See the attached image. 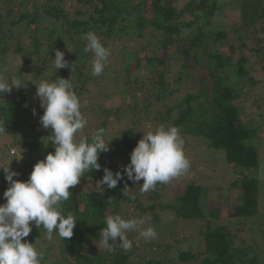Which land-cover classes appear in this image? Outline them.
<instances>
[{"label":"trees","instance_id":"trees-1","mask_svg":"<svg viewBox=\"0 0 264 264\" xmlns=\"http://www.w3.org/2000/svg\"><path fill=\"white\" fill-rule=\"evenodd\" d=\"M184 1L185 4L181 3L182 0H69L67 2L65 0H32L30 9L21 10L20 6L14 9V0H0V7L4 9L3 11L0 8V65L9 69L7 73L9 78L15 73L26 82L25 87L13 88L11 92L5 93L3 98L0 97V119L5 121V129L0 132V135L12 137L10 147L18 146L20 140L14 139V136L21 133L27 124L28 128L24 129L26 131H23L21 136V142L25 145L26 135L34 133L37 130L36 127L41 126L39 117L43 114L40 100L35 95V84L42 80L52 82L58 76L70 79L80 99L83 115L88 121L83 132H93L101 127L106 129L110 115L121 119L120 109L100 113L96 107H93L95 104L92 96L106 97L103 92L105 91L103 82L104 79H108L105 72L114 54L111 46L116 45L117 42L123 44L132 38L137 39L142 46H151L152 43L143 40L145 39L144 31H148V34H159L158 45L165 50L170 45H175L174 43L186 41L188 44L176 47L174 54L167 56L168 58L163 55L161 57L153 55L152 58L145 56L137 62L139 57L136 50L125 52L121 50V52L127 62L133 60L136 62L134 71L142 68V62L148 65L147 70L150 71L151 68L155 70L156 65L167 69L172 60L181 61L183 75L182 78L177 77L175 81L182 87L186 85L189 78V74L184 69L185 55H191V62L207 72L211 80L209 87L203 81L196 92L186 90V87L184 89L176 87L170 83L171 79H168L173 76L170 70H163L161 74H156L155 70L147 81L137 75L131 82L127 79L130 70L126 64L124 67V78L127 79L125 80L126 89L120 93L125 96L130 95L136 100L139 92L142 94L140 100L143 104L140 106L148 107V97L151 91L155 92L156 101L159 107L161 105L165 109V114L161 117L160 113H155L154 117L160 116V122L166 127H169L166 124L178 127L180 134L185 138L202 137L207 140L210 148L223 151L227 163L240 169L239 177L234 182V186H239L242 190L240 202L234 207L230 218L254 217L258 214L259 206V156L252 140L257 131L251 125L242 122L241 112L235 106V102L243 95L242 80L249 75L246 65L249 63L247 53L250 54L251 50H247L244 42L248 40L255 42L257 48L254 53L258 56L264 54V42L260 39V35L264 32V0H237L234 8L239 13V22L231 28V32L235 34V40L239 45L234 48L235 45L232 44L229 47L230 53L225 57L214 44L228 39L227 32L225 30L210 31L206 35V29L211 26V18L220 8L218 0ZM186 15L190 16L192 21L184 23L183 18ZM193 26L198 27L196 31L193 30ZM90 31L94 32L102 45L110 50L104 70L99 76L91 74L93 54L83 52L87 42L86 35ZM55 49L64 53V59L69 65L74 64L72 72L66 68L55 69ZM8 58L13 61L7 62ZM14 60H19L20 63L14 65ZM261 60L264 62L263 56ZM262 69L264 70V67ZM182 90H185V93L182 97H178ZM140 106L135 107L141 108ZM142 111V117L147 120L150 115L149 110ZM139 123V121L135 122L134 125ZM156 127H152V131H155ZM48 130L51 132L50 129ZM45 135H38L40 139L34 144H29L30 151L34 150L38 151V154L47 155L54 150L53 146L46 148L45 139H42ZM48 135L50 134L47 132L46 137ZM117 135L111 147L113 158L119 157L122 152L129 153L142 138L130 128L120 131ZM48 143L52 142L49 140ZM5 153L8 154V149L0 148V167L7 166L9 163L8 160V162L4 161ZM102 158L103 153L99 156L98 163ZM11 161L15 163V160ZM28 166L30 165H25L26 172H18L20 175L13 179L26 181L31 172L27 171ZM105 167L112 170L109 166L101 165L100 171L93 170L86 173L84 179L96 183L102 178ZM112 171L115 174L116 170ZM142 182L141 180L138 184ZM7 187L4 173L0 170V204L5 203L3 193ZM101 187L100 191H91L80 196L74 188L70 189L72 195L62 207L65 214L72 213L78 219L73 236L61 239L55 232L53 233V237L59 244L62 264H132L131 254L134 251H142L134 246L130 252L118 246L113 251H105L97 247L100 231L106 227L104 225L106 212L111 215L116 212L115 215H120L122 203L136 201L129 199L130 194H125L122 190V181L118 182L115 188H107L106 185ZM157 190L156 187L153 192L157 194ZM201 197V187L192 184L174 204L163 208L174 210L176 217L180 220H205L206 213ZM112 206L117 207L113 214ZM153 208L154 206H151L149 210ZM213 213L214 219L220 215L217 211ZM205 223V230L200 233L204 251L194 253L188 250L178 253V261L189 264H260L261 261L264 262V230H258V244L233 249V236L226 226L218 227L213 221ZM33 225L30 226L33 227ZM43 233L45 234L43 228L35 227L25 238L37 239ZM153 250L148 252L152 253L151 260L141 264H163L160 259L164 255L158 259V256L154 255L157 253Z\"/></svg>","mask_w":264,"mask_h":264},{"label":"rangeland","instance_id":"rangeland-1","mask_svg":"<svg viewBox=\"0 0 264 264\" xmlns=\"http://www.w3.org/2000/svg\"><path fill=\"white\" fill-rule=\"evenodd\" d=\"M65 1L67 2L69 0ZM14 2V9L20 6L21 10H28L32 0H14ZM181 3L185 4V1L182 0ZM236 3L237 0H218L220 8L211 18V26L206 29V35H208L210 31L225 30L227 32L228 39L214 44L217 45V49L221 51L224 57L230 53L229 47H231L232 44L235 45L234 48H237L239 45L235 40V34L231 32V28L236 26L239 22V13L234 8ZM0 8L2 9V7ZM2 10L4 11V9ZM190 21H192L190 16H184V23ZM193 27L194 31L198 28L197 26ZM148 33V31H144L143 37L145 39L143 40L144 42L152 43L150 44L151 46H142L135 38L129 39L123 44L117 42L116 45L111 46L114 54L109 62L108 70L105 72L108 79H104L103 82L105 85V91L103 92L106 97L103 96L102 98H98L97 96H92L95 104L93 107H96L100 113L102 111L104 113L105 111L119 108L122 115L121 119L118 118V116L114 117L113 115L108 117L105 137L106 139L112 140L109 142L110 150L103 153V158L99 162L100 165L109 166L112 170L115 169L116 171L120 170L122 166L127 165L130 162L129 154L133 150L132 149L129 153L122 152L119 157L113 158L111 156V147L115 142L116 136H118L117 133L119 134L120 131H125L130 128L133 132L135 131L138 136H143V134L152 131V127L164 125L159 119L160 116H164L165 109L161 107V105L159 107V104L156 101V93L151 91V94L148 97L149 106L146 107V105L141 107L140 105H143L140 100L142 94L138 92L136 100H134L132 96H125L120 93V91L126 89L125 80L128 79L133 82L134 77L138 75L147 81V78H151V75H153L155 70L157 72L156 74H161L163 70H170L173 75L168 78L171 79L170 83L183 89L186 87V90L196 92L201 87V81L205 82L207 87L210 86L211 82L207 72L191 62V55H185L186 67H184V69L185 72L189 74V78L187 79L186 85L183 87L179 82L175 81L177 77L182 78L183 75V66L181 61L178 60H172L167 69L156 65L157 67L155 70L151 68L150 71L147 70L148 65L145 62H142V68L140 67V70L134 71L136 62L134 60L127 62L121 50L124 52L136 50L139 57L137 62H140L145 56L149 58H152L153 55H156V57H161L162 55L170 57L174 54L176 47H182V45L188 44L186 41H180L174 43L175 45H170L165 50L158 45L160 35L157 33ZM260 39L264 42V32L260 35ZM23 40L25 39L23 38ZM252 40L254 41V39ZM254 43L255 42L250 40L244 42L247 50H251L249 52L250 54L247 53L249 63L246 65V70L249 75L242 80L243 95H241L240 100L235 102V106L241 112L240 118L242 122L251 125L257 131L256 136L252 141L253 145L257 148L259 156L258 214L246 219L230 218V215L234 212V207L240 202L239 198L242 190L239 186H234V182H236L239 177L238 173L240 172V169L228 164L224 152L210 148L206 139L193 136L185 138L181 135L184 140V154L190 161V168L185 175L176 177L170 180L167 184H158L156 186L158 188L157 194L153 191L141 193L139 190L140 185L128 181L126 176L122 180V190L125 191V185H127L128 188H131L128 194L135 195L136 201L132 203H122L120 206V216L125 220L144 217L146 223L143 227H154L157 232V238L149 241H145L135 231L126 233L128 239L132 241L133 246L136 249L142 250L134 251V253L131 254L130 262L132 264H141L145 261L151 260L152 253L149 254L148 252L153 249H155L153 252L157 253L154 255L158 256V259L162 258L164 255V257L160 259L163 264H189L178 261V253L186 252L188 250H192L194 253L204 251L203 240L200 233L205 230V222L207 221H213L218 227L226 226L231 231L233 236V249H240L252 244H258V230H264V70L262 69L264 67V62L261 60L262 56L264 57V54L258 56L254 53L257 48ZM6 61L10 62L13 60L8 58ZM14 62V65L20 63L19 60H14ZM126 64H128L130 70V75H128L127 79L124 78V67ZM148 82H150V80ZM184 93L185 90H182L177 96L182 97ZM135 106H140L141 108ZM81 107L80 111L83 114L84 112ZM145 109H148L150 113L147 120H144L146 118L142 117V110ZM138 110L140 111L137 112ZM131 111L132 113H130ZM155 113H160V116L158 118L154 117ZM138 121L140 122L139 125H134V123ZM166 125L170 126L169 124ZM27 128L26 124L24 129ZM36 128L37 130L34 133H28V135H26L25 145L21 142L23 131H26L24 129L21 133L15 134L14 136V139L20 140L18 146L10 147L11 142L13 141L12 137L3 134L0 135V148L5 147L8 149V154L5 153L4 155V161H9V168L13 171L24 173V171L26 172L25 165L27 164L30 165L28 166L27 171H32L33 165L37 161L44 159L46 154H38L39 152L34 150L30 151L29 144L36 143L40 139L38 135L44 136L45 134L47 135L48 132L50 135L47 137L45 135L42 139H45L44 144L46 148L53 146L52 143H48L51 138V132L41 126ZM91 133L92 132L90 131H84L82 133H77V136H90ZM10 158H12L11 160H15V163L9 160ZM95 184V182H90L82 178L80 184H78L74 190L79 193V196L91 191H100L101 188L95 186ZM192 184L198 185L202 189L201 203L204 212L206 213L205 220H180L176 217L174 210L163 208L174 204L176 199L182 197L186 188ZM150 197H153V199H149ZM151 206H154V208L149 210ZM116 209L117 207H113L112 214ZM214 211L220 213L217 219H214L213 217ZM106 215L109 216L111 214L106 212ZM35 227L36 226L33 225L32 228ZM40 228L43 227L41 226ZM24 240H27V238H23L22 242ZM27 241L33 243L38 250L43 252L44 259L41 264H62L60 261L59 244L54 237L50 241L43 233L40 238L28 239ZM168 260H170L169 263ZM260 264H264V262L261 261Z\"/></svg>","mask_w":264,"mask_h":264},{"label":"clouds","instance_id":"clouds-1","mask_svg":"<svg viewBox=\"0 0 264 264\" xmlns=\"http://www.w3.org/2000/svg\"><path fill=\"white\" fill-rule=\"evenodd\" d=\"M86 40L83 52L93 54L91 74L99 76L104 70L110 50L102 45L94 32H88ZM54 53L56 70H74V64L69 65L62 51L55 49ZM8 72L6 66L0 65L2 98L13 88L20 89L26 84L18 74L14 73L9 78ZM35 86V95L43 109L39 124L51 130L50 141L54 150L33 165L26 181L13 179L20 174L10 169L9 164L0 167L8 183L3 193L5 203L0 204V264H41L43 252L27 240L22 242L31 233L32 224L37 228L42 226L50 241L54 232L61 239L73 236L78 219L72 213L65 214L62 205L72 195L70 189L80 184L86 173L101 170L98 158L110 150L109 142L112 140L106 139L102 127L90 136H77L86 128L88 121L80 111V99L70 79L58 76L52 82L42 80ZM4 124L5 121L0 119V132L4 131ZM129 155L130 162L115 174L109 168H103L104 174L95 186L115 188L126 176L133 183L142 180L138 184L140 192L147 193L154 191L158 184H167L185 175L190 168V161L184 154V140L176 126L159 125L155 131L143 134ZM130 189L125 185V194ZM129 199L134 201L136 197L129 195ZM145 223L144 217L125 220L120 215H109L104 220L106 227L100 231L97 247L113 251L118 246L124 251H131L133 243L126 233L132 231L137 232L145 241L156 239L155 228H145Z\"/></svg>","mask_w":264,"mask_h":264}]
</instances>
